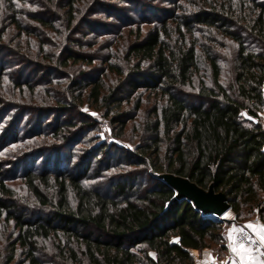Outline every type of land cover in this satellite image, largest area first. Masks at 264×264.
Returning <instances> with one entry per match:
<instances>
[{
  "label": "trees",
  "instance_id": "1",
  "mask_svg": "<svg viewBox=\"0 0 264 264\" xmlns=\"http://www.w3.org/2000/svg\"><path fill=\"white\" fill-rule=\"evenodd\" d=\"M30 1L0 0V51L8 50L20 63L29 61L42 74L14 83L17 100L1 98L10 112L2 138L18 142V127L30 114L26 138L49 134L53 139L41 153L93 141L85 140L96 127L91 117L79 113L78 119L62 120L77 101L101 111L123 138L136 117L125 109L131 98L135 113L143 102L139 92L151 91L160 100L135 151L112 162L107 146L99 144L81 156L73 172L24 174L39 202L36 210L0 199V217L6 213L17 230L6 264H194L193 251L222 243L221 218L176 198L174 188L159 178L163 173L187 177L205 189L212 184L226 194L236 220L256 210L264 219V0H166L180 12L165 10L144 37L140 30L126 47L124 63L115 62V50L98 72L78 74L75 68L96 59L76 50L86 43L76 35L100 29L93 19L100 11L125 20L123 9L111 2L126 0ZM38 4L39 10H26L25 5ZM42 29L53 31V42L44 40ZM8 65L2 62L1 75L10 74ZM64 69L71 81L66 92L78 90L77 96L65 92L53 104L52 94L42 102L52 100L48 105L39 104V91L50 95L53 73ZM112 73L119 79L107 85ZM47 114L55 116L49 132ZM106 158L107 171L122 167L123 174L91 170L94 159ZM0 190L11 197L1 177Z\"/></svg>",
  "mask_w": 264,
  "mask_h": 264
},
{
  "label": "rangeland",
  "instance_id": "2",
  "mask_svg": "<svg viewBox=\"0 0 264 264\" xmlns=\"http://www.w3.org/2000/svg\"><path fill=\"white\" fill-rule=\"evenodd\" d=\"M37 1L38 0H31L30 2L37 3ZM171 1H177V3L179 4H184L183 0ZM111 4H114L117 9H123L122 12H124L125 14V20L121 22L118 19L108 17L107 14L110 13L100 11L98 15L93 17V19L97 20L95 22L98 25L100 24L99 26L102 25V27L89 34H87L86 30L83 29L81 33H78L76 35V38H81L84 42H86L82 47L75 46L76 50L88 53L92 55L96 60L91 66H86L85 64H83L81 68H75V73L78 74L85 70L98 72L105 67L104 59L107 58L108 55L115 53V50V55H118V59H115V62L121 65L122 63H124L122 57L127 49L126 47L128 44L133 43L137 40V33L141 30V37H144L148 30L155 23H157L158 17L164 16L165 10L175 9L174 5L169 4V2L166 0H126L124 2L113 1L111 2ZM25 7L28 11H35L42 8L39 4L37 6L25 5ZM111 10L113 11L115 9ZM173 11L175 13L180 12L177 9ZM120 28H122L121 31H117V33H115V30H120ZM42 32L44 34L43 38L45 41L53 42V37H56L53 31L42 29L41 33ZM55 51L57 50H53V52ZM8 53V50L2 49V51H0V59H2V61H0V68L2 62H8L9 65L7 67V70H9L10 72V74L7 76L0 74V120L1 118H3V120L0 122V177L5 179L7 185L12 190V194L11 197H9L0 190V199L6 202L14 201L23 208L36 210L39 202L36 197L29 191L24 174H27L31 171L44 174H53L54 171L58 172L67 170L69 172H73L75 169L74 166H76V164H78V162L81 161V159L84 157L81 156L84 153L88 152L91 148H94L99 144H105L107 146V150H109L110 155H112L113 157L112 162H115L118 159L124 157L127 152L135 151L136 147L140 146L144 142L143 134L147 135V125L154 117L153 107L160 100L159 96H156L155 93H151V91L148 90H143L141 91L142 93L139 92L140 94L138 93L136 95H141L143 101L137 113L134 112V97L131 98V101L128 105H125V109L130 110L131 114H136V117L128 124L123 138L117 137L119 132L118 128L113 127L109 123V119L105 118L102 115L101 111H97L96 109H94V107H92L88 102L80 103L81 101L75 102L72 105L73 108H71L70 113H68L69 115L63 117L62 120L64 121L68 117H74L78 119L80 116L79 113L84 115L86 119H88L87 117H91L95 121L96 127L85 137V140L89 137H93V141H81L76 145H72L71 147H63L61 148V151L59 153L53 154V151L46 154L41 153L42 151L40 149L43 148V146H48L50 143H52L53 139L49 134L48 136H46V138H44L43 136L33 139L26 138V135H28L26 133L29 132V130L32 128L31 121H26L28 117L32 116L30 114L18 127V130L21 131L19 134L18 142L12 143V136H10L9 139L2 138V135L4 134L3 131L6 128L5 126L10 123V120H8L10 112L4 111V106L1 105V98H4V100H17L19 94L14 89V83H16L20 77L21 79L29 78L30 80H35V78H39L42 75L41 72L37 74V68L33 65H30L31 63H29V61H21L20 63V60L17 59L15 55L10 56L8 55ZM33 55H35L36 58L41 59V56H38L36 52L33 53ZM66 72L68 73L67 69H64L61 74L53 73V83L52 85L48 84V92H52L50 93V95H48L47 93H45L46 89H41L38 93L40 98L39 104H44L42 102L50 99L47 97H50L52 94L53 104H55L56 102L55 98L62 97V94L67 91L68 83L71 82L70 78L66 77ZM9 78L11 79L10 81ZM43 78L47 79L48 77H46V75H43ZM107 79V85H114L117 83L119 77L118 75H116V73H112L107 76ZM88 91L89 89L85 90L82 101L86 100V94L88 93ZM66 93H68L69 95L76 94L75 96H77L79 91L77 90L74 92V90L71 91L68 89V92ZM24 98L26 100H29L30 96H25ZM31 100L35 101L36 98L31 97ZM51 101L52 100H49L47 101V103L49 104ZM48 104L45 103L44 105ZM44 120L49 124V127L44 124V128L49 132V130L55 124V116L47 114L45 115ZM6 143L8 144L5 145ZM24 154L29 155L23 157ZM99 158H105L104 151L99 153ZM106 161L107 158L102 163H99V159H94L91 165V170L97 168L100 171V174H123L124 169L122 167H116L113 170L107 171L105 169L107 165ZM78 168L80 170H83L82 163ZM140 168L134 166L132 167V170L135 169V172H142V168ZM96 180H93L92 182L95 181L96 183ZM106 188L107 187L105 185L104 190H106ZM5 216L6 213H3L0 217V264H6V260L10 252V246L17 236V230L14 228V224L12 222H8ZM254 216L261 217L260 213L256 210L252 215H250L246 219L240 220V222L242 221L248 223ZM220 218V233L223 237V241L219 245H212L209 248L202 249L206 250V255L203 256V259L208 262L215 261L214 264H228L229 262L226 259L225 252L226 243L229 241L227 239L230 230L234 226H237L239 220H236L232 210L228 211ZM223 244L225 245V247L223 246ZM194 264H196L195 261Z\"/></svg>",
  "mask_w": 264,
  "mask_h": 264
},
{
  "label": "water",
  "instance_id": "3",
  "mask_svg": "<svg viewBox=\"0 0 264 264\" xmlns=\"http://www.w3.org/2000/svg\"><path fill=\"white\" fill-rule=\"evenodd\" d=\"M158 176L174 188L176 198L188 199L196 208L206 214L221 217L231 210L226 194L216 191L212 184L205 189L189 178L173 173H163Z\"/></svg>",
  "mask_w": 264,
  "mask_h": 264
},
{
  "label": "built area",
  "instance_id": "4",
  "mask_svg": "<svg viewBox=\"0 0 264 264\" xmlns=\"http://www.w3.org/2000/svg\"><path fill=\"white\" fill-rule=\"evenodd\" d=\"M253 225L255 226V230L253 229H247L245 228L246 225ZM264 226V220L260 216H254L251 218V220L247 222H238L236 228H245L246 235L243 237H239L235 242L238 245L239 243L243 242L245 246H248V243L250 240H256L255 244L251 245V248L253 249L251 253V257L249 258L248 254H245V259L243 262H241L240 257L233 253L231 248L229 247L230 241L226 243V259L229 263H235V264H264V244H262L259 240V236L256 235V232L259 231V229ZM229 240V239H227ZM206 250L197 251L192 253V257L196 264H214L215 261L208 262L203 259V256L206 255Z\"/></svg>",
  "mask_w": 264,
  "mask_h": 264
},
{
  "label": "snow or ice",
  "instance_id": "5",
  "mask_svg": "<svg viewBox=\"0 0 264 264\" xmlns=\"http://www.w3.org/2000/svg\"><path fill=\"white\" fill-rule=\"evenodd\" d=\"M245 228L255 230V226H253L251 224L246 225ZM245 228H236L234 226L230 230L229 235H228V239L230 241L229 247L231 248L233 253H236L240 257L241 262L244 261L245 254H248L249 258H252L251 253H252L253 249L251 248V245L256 243V240H250L247 247L245 246V244L243 242L239 243L238 245L236 244L235 241L239 237H243L246 235ZM256 235L259 236L260 242L262 244H264V226H262L260 228V231L256 232Z\"/></svg>",
  "mask_w": 264,
  "mask_h": 264
},
{
  "label": "crops",
  "instance_id": "6",
  "mask_svg": "<svg viewBox=\"0 0 264 264\" xmlns=\"http://www.w3.org/2000/svg\"><path fill=\"white\" fill-rule=\"evenodd\" d=\"M260 115H261V118H262V124H263V126H264V109H263V111L260 113ZM259 231H260V229H259ZM228 264H231V263H228Z\"/></svg>",
  "mask_w": 264,
  "mask_h": 264
}]
</instances>
